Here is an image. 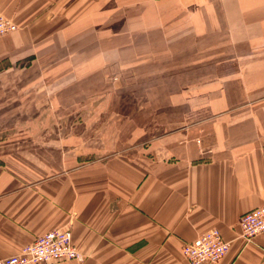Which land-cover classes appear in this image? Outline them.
<instances>
[{"label":"crops","instance_id":"crops-1","mask_svg":"<svg viewBox=\"0 0 264 264\" xmlns=\"http://www.w3.org/2000/svg\"><path fill=\"white\" fill-rule=\"evenodd\" d=\"M0 16L18 26L0 38V261L68 230L85 260L50 264H190L183 247L218 229V264H264V234L240 228L264 207V0Z\"/></svg>","mask_w":264,"mask_h":264},{"label":"built area","instance_id":"built-area-1","mask_svg":"<svg viewBox=\"0 0 264 264\" xmlns=\"http://www.w3.org/2000/svg\"><path fill=\"white\" fill-rule=\"evenodd\" d=\"M18 26L0 16V38L17 31ZM241 238L252 242L264 234V207L243 215L240 219ZM230 243L226 242L218 229H212L197 241L183 247V255L190 264H218L228 254ZM85 257L73 244L71 232L55 230L38 238L33 244L0 264H50L54 262L79 261Z\"/></svg>","mask_w":264,"mask_h":264},{"label":"rangeland","instance_id":"rangeland-1","mask_svg":"<svg viewBox=\"0 0 264 264\" xmlns=\"http://www.w3.org/2000/svg\"><path fill=\"white\" fill-rule=\"evenodd\" d=\"M130 96H123V99H122V101H124L123 103H125V101H126V98H129ZM94 102H96V103H106V98H105V96H103V95H98V96H96L95 98H94ZM98 113H102V112H99V111H91V114H92V116L93 115H98ZM94 118H98L97 116H95ZM103 118H106L105 116L103 117ZM104 124V123H103ZM108 125L110 124V123H107Z\"/></svg>","mask_w":264,"mask_h":264}]
</instances>
